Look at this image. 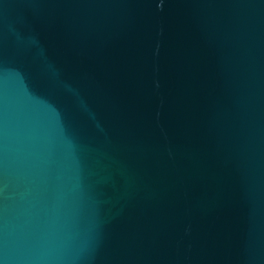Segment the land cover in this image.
<instances>
[{
  "label": "water",
  "instance_id": "obj_1",
  "mask_svg": "<svg viewBox=\"0 0 264 264\" xmlns=\"http://www.w3.org/2000/svg\"><path fill=\"white\" fill-rule=\"evenodd\" d=\"M0 264H264V0H0Z\"/></svg>",
  "mask_w": 264,
  "mask_h": 264
}]
</instances>
